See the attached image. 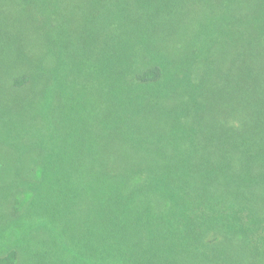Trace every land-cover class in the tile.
Masks as SVG:
<instances>
[{
	"label": "trees",
	"instance_id": "1",
	"mask_svg": "<svg viewBox=\"0 0 264 264\" xmlns=\"http://www.w3.org/2000/svg\"><path fill=\"white\" fill-rule=\"evenodd\" d=\"M236 1H226L227 7ZM261 1L257 9L238 0L244 11L257 9L254 20L260 19L242 41L235 32L217 34L223 23L193 35L163 31L156 19L164 11L170 16L176 0H152L151 8L147 0L16 4L11 14L30 17L28 23L34 17L36 41L48 29L74 66L97 60L99 131L91 129L90 102L80 105L73 95L60 111L63 117L55 113V137L64 136L53 140L56 157H44L33 169L37 184L16 179L13 185L44 202L36 208L40 223L32 231L42 238V248L49 242L56 259L41 249L22 253L5 239L10 247L0 246V264H264ZM5 33L0 32L2 42ZM60 59L56 78L73 70L64 55ZM29 79L16 77V85ZM214 79L211 110L183 123L184 115H200L199 106L179 108L173 98L188 92L197 101ZM48 213L54 223H66V242L49 232ZM10 221L0 223V237L10 232Z\"/></svg>",
	"mask_w": 264,
	"mask_h": 264
},
{
	"label": "rangeland",
	"instance_id": "2",
	"mask_svg": "<svg viewBox=\"0 0 264 264\" xmlns=\"http://www.w3.org/2000/svg\"><path fill=\"white\" fill-rule=\"evenodd\" d=\"M226 1L228 0H176L177 6L170 12V16L164 11L156 21L161 23L160 29L167 33L168 31L174 33L173 31L176 30L187 35H193L201 29L215 30L223 23L226 25L222 30H216L217 34L235 32L241 36L239 40L242 41L243 36L246 39L247 32L257 28L256 22L260 19L255 17L254 20L256 14L254 11L261 7L262 1L241 0L246 8L247 6L248 8L257 7L256 10L250 11H244L239 6L238 0L232 8L227 7ZM8 2H0V32H6L4 42L0 41V223H8L7 220H11L8 224L11 230L5 233L6 236L0 237V246L8 248L12 241L22 253L33 254L36 249H41L50 253V259L55 260L56 255L51 254L53 250L49 242L47 241V248H42L45 245L42 238H39L37 230L32 231V228L40 223H37V217L41 216V213L37 212L36 208L44 202L37 196H33L32 191L25 193L22 189L16 190L13 181L18 179L22 185L23 183L37 184L38 174L33 173V169H38V164L44 157L48 160L56 157L55 147L52 146L53 140H61L64 136L60 132L59 137H55V113L66 108L67 100L72 95L76 97L80 105L90 102L94 109L92 120L95 121V124H91V129L95 133L99 131L97 60L94 58L93 61H78V66H74L69 55L65 54V51H62L50 38L48 29L45 30L46 35L42 41H36L33 33L36 28L34 17L28 23L25 19L28 20L30 17L23 16L21 13L11 14V10L18 9L16 4L20 0H8ZM147 2L151 5L149 8L154 6L152 0ZM164 4L162 2L158 7ZM22 29L26 31V34L19 33ZM21 38L27 42H21ZM245 39H243L244 42ZM226 45L227 42L223 43V46ZM62 55H64L65 63L73 70L66 68L64 75L56 78L53 75L54 69L61 65L62 62L59 59ZM218 59L220 60V57ZM149 67L151 66L147 65L144 69L148 70ZM25 74L30 76L29 81L24 86L18 87L16 77L21 78ZM214 82L215 79L202 88L197 101H192L188 92L185 93L184 98L180 95H176L178 98H173L172 103L179 105V108L183 105L192 108L199 106L200 115L195 112L194 115L190 114L191 117L184 115L181 119L183 123L191 119L192 124L196 116L206 115V112L211 110L210 103L216 98ZM203 102L206 105L201 106ZM177 112L173 116L175 118L171 119L173 123L176 119L178 120L179 111ZM208 116L211 117V115ZM62 117L61 114L58 118ZM70 121L72 122V118ZM61 127L64 126L61 125ZM69 128L72 129L73 126L70 125ZM48 140L49 144L45 146L44 143ZM199 143L202 144V142ZM62 148L63 146H59L57 149L60 151ZM18 164L21 170L19 173L16 170ZM26 165L29 167L28 171L23 170ZM204 209L205 206L199 211ZM50 213L44 220L49 232L59 242L62 240L66 242L64 238L69 234L68 229H62L66 223H54ZM1 230L2 226H0ZM5 239L10 243L8 241L6 243Z\"/></svg>",
	"mask_w": 264,
	"mask_h": 264
}]
</instances>
